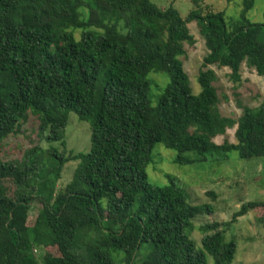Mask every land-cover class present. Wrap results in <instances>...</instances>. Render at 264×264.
I'll use <instances>...</instances> for the list:
<instances>
[{"label": "trees", "instance_id": "obj_1", "mask_svg": "<svg viewBox=\"0 0 264 264\" xmlns=\"http://www.w3.org/2000/svg\"><path fill=\"white\" fill-rule=\"evenodd\" d=\"M254 2L244 0L240 18L228 21L200 10L184 19L151 0H0V144L31 114L50 144L21 161L0 160V264H38L34 251L48 248L59 255L46 253L43 264L234 262L238 244L222 227L258 209L264 224V200L242 205L230 223L201 227L198 249L193 221L213 206L190 204L172 176L151 184L147 167L158 144L180 165L225 163L232 152L264 162V100L238 120L225 117L211 69H229L234 83L243 65L264 77V22L248 16ZM192 22L207 49L197 96L183 61L196 42ZM151 74L168 81L156 105ZM70 113L90 125L91 148L65 157L52 145H66ZM234 128L236 143L216 142ZM69 162L77 163L72 180L57 193ZM35 201L42 208L28 226Z\"/></svg>", "mask_w": 264, "mask_h": 264}, {"label": "rangeland", "instance_id": "obj_2", "mask_svg": "<svg viewBox=\"0 0 264 264\" xmlns=\"http://www.w3.org/2000/svg\"><path fill=\"white\" fill-rule=\"evenodd\" d=\"M151 2L162 9L174 6L184 19L192 11L200 10L203 15L209 12L223 13L228 21H235L242 15L244 0H198L197 3L196 0H151ZM248 16L255 23H263L264 0H255ZM188 26L196 42L192 47L186 45V56L183 57V61L193 94L197 96L201 92L197 79L198 73L207 49L198 23L192 22ZM211 69L217 75L215 85L221 102L220 109L225 117L238 120L246 107L260 106L264 100V77L243 65L241 81L234 83L230 78L229 69L218 67H211ZM149 78L154 83L151 98L153 105H156L158 96L162 93L160 88H163L168 81L160 74H151ZM235 131V128L228 130L227 134L224 137H218L216 142L222 144L228 140L230 143H236ZM91 135L90 125L81 122L75 113H70L65 129L66 145L56 143L52 146L59 149V153L64 154L65 157L71 153L86 154L91 148ZM36 146L47 150L50 144L40 138L38 118L31 114L18 134L9 136L0 144V160L21 161L26 151ZM176 157L175 151L167 149L163 144H158L154 150V163L147 167L148 180L153 185L166 186L169 184L168 176H172L185 191L190 204L213 206V215L198 216L193 221L194 230L191 238L198 249L202 247L201 227L213 223H230L242 205L264 200V162L261 160L243 161L236 152H232L229 155V161L225 163L180 165L175 163ZM76 166V162H69L63 167L60 179L55 186L57 193L70 183ZM7 188L10 197L20 195V190L12 183H8ZM41 208L37 201L33 202L28 215V226L34 225ZM262 214L261 209L253 210L246 216L238 218L230 227H222L225 229L226 240H235L238 244L232 264H264V224L258 221ZM46 253L59 255L55 248L38 249L34 251L38 264H43V256ZM207 261L208 264H215L210 256H207Z\"/></svg>", "mask_w": 264, "mask_h": 264}]
</instances>
